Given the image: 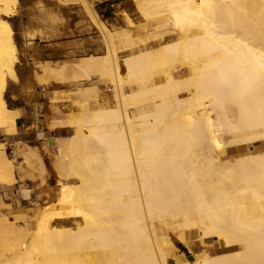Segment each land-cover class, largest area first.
Listing matches in <instances>:
<instances>
[{"label":"bare ground","instance_id":"bare-ground-1","mask_svg":"<svg viewBox=\"0 0 264 264\" xmlns=\"http://www.w3.org/2000/svg\"><path fill=\"white\" fill-rule=\"evenodd\" d=\"M134 2L147 18L164 17L172 38L143 49L129 39L128 52L118 54L114 33L92 8L107 51L83 56L71 72L42 66L50 76L111 78L115 104L55 112L47 141L56 142L60 202L41 217L26 258L8 263L264 264V0ZM19 3L0 0V125L12 130L19 109L5 92L19 79V58L8 17ZM31 105L38 124L43 103ZM64 127L73 132L61 136ZM245 141L262 146L242 150ZM231 144L235 154H226ZM23 154L29 163L40 156ZM6 173L15 178L0 147V178ZM67 216L79 224H53ZM177 217L217 237L222 250L171 260L160 228Z\"/></svg>","mask_w":264,"mask_h":264},{"label":"rangeland","instance_id":"rangeland-1","mask_svg":"<svg viewBox=\"0 0 264 264\" xmlns=\"http://www.w3.org/2000/svg\"><path fill=\"white\" fill-rule=\"evenodd\" d=\"M103 1L20 0L16 13L8 17L13 24L15 39L18 43L19 60L16 62V70L19 81L9 80L5 97L9 106L11 96L20 98L22 101L19 104L27 106L28 113H26L25 120L29 121L30 125L34 123L33 127L37 125L35 128L38 137L43 133V128H52V120L57 112L63 115H72L71 113L75 112V115H78L85 102H90L88 104L92 107L101 106V104H115L111 78L105 75L102 77L99 72L91 73L90 78L82 73L83 77L75 78L70 73L73 62L81 61L85 55L103 54L108 49L107 43H104L106 38L104 34L102 35L103 32L99 25L97 26L98 23H95L96 19L91 18L92 8L96 17L100 18L114 33L116 42L120 46L117 48L118 54L128 52L125 45L128 44L129 39L135 41L134 48L143 49L147 46L157 47L172 38L173 34L170 29L162 27L164 17L147 18L136 8L134 0ZM76 20L82 23L81 34H78L79 30L74 33L70 27ZM76 34L91 39V42L76 45V49L64 54H55L53 51H36L41 44L62 38H72ZM122 40L124 41L121 44ZM44 65L56 66L59 69L67 65L65 70L70 71L71 75L69 74L70 76L66 78L59 74L47 75L43 68ZM181 69L182 66H178L173 70L178 72ZM34 99H39L43 103V120L41 118L42 123L38 122V124L33 122L35 117L31 112ZM21 114L19 109V116ZM64 130L67 133L73 132L72 127ZM0 131L15 134L17 129L12 130L10 127L0 125ZM230 138L229 134H226V139ZM0 142H5V144H0V147L13 162L16 176V179L11 178L6 173L4 178H0V191L2 189L6 191L5 198L0 195V264H9L8 262L14 260L17 255L20 258H26L28 250L38 242L41 217L45 216L46 211L50 209H48L49 206L56 207L55 203L60 200L59 176L54 165V159L56 160L58 155L55 144L49 141H45V151L30 145L33 142L18 140L14 146L4 141L2 136H0ZM235 146L234 144L228 145L229 150L226 154L234 153ZM261 146L259 141L241 143L242 150L259 149ZM25 149H33L40 155L36 157L37 161L33 158L34 163L30 161L31 165L29 159L25 160V154H23ZM17 185L19 190H16V194L9 193V190H15ZM22 196L30 197L28 206L22 205L20 198ZM78 222L80 220L77 221L69 216L67 219L60 217L53 221V224L70 227L77 226ZM200 233L196 228H187L180 217L173 218L171 222L163 224L160 228L161 238L165 240L171 260H192L206 253L215 254L222 250L217 237L209 240ZM19 251L22 252L20 255ZM16 252L17 254H14Z\"/></svg>","mask_w":264,"mask_h":264},{"label":"crops","instance_id":"crops-1","mask_svg":"<svg viewBox=\"0 0 264 264\" xmlns=\"http://www.w3.org/2000/svg\"><path fill=\"white\" fill-rule=\"evenodd\" d=\"M107 0H104L103 2H105ZM80 14V13H78ZM74 33H76V30L78 31V34H81V30H82V23L80 22V20H76V22L74 23L73 26H70ZM86 30V29H85ZM76 34V36L72 37V38H62L53 42H49V43H44L43 45L41 44L40 46L37 47L36 51H53V53L55 54H64V53H69L72 49H76V45H81L83 42L84 43H90L91 39L89 38H84L81 35ZM22 100L20 98L17 97H10V106L12 108H18L20 109V111L22 112V114L17 118V131H16V135L14 133H9V132H4V131H0V136H2V139L4 141H6L7 143L11 144V145H16L17 141L20 140L21 142H33L32 146H37L39 147L42 151H45V141H47L48 138L54 136L55 132L52 128L50 127H45L43 128V133L40 134V136L38 137L37 134V130L35 127H33V124H31V126H29L30 122L26 121V113H28V108L27 106H25L24 104H19ZM66 128V127H64ZM64 128H62L59 132L61 136L66 135L65 134V130ZM63 130V132H62ZM52 131H53V135H52ZM50 142V141H49ZM53 142V143H51ZM51 144H55V141H51ZM0 144H5V142H0ZM16 179V176H15ZM16 190L18 191V185L16 186L15 190H9V193H14L16 194ZM32 194V193H31ZM0 195L5 198L6 196V191L5 190H1L0 191ZM21 201H22V205L28 206L29 205V200L30 197L28 196H22L20 197Z\"/></svg>","mask_w":264,"mask_h":264}]
</instances>
